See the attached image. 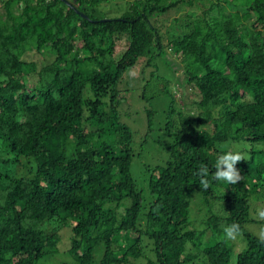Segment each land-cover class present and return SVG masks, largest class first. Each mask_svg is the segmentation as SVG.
<instances>
[{"label": "trees", "instance_id": "1", "mask_svg": "<svg viewBox=\"0 0 264 264\" xmlns=\"http://www.w3.org/2000/svg\"><path fill=\"white\" fill-rule=\"evenodd\" d=\"M66 1L88 19L60 0H0V264L65 251L76 264H264V0H128L117 17L108 0ZM163 39L197 99L175 112L173 97L163 163L141 165L137 184L119 84L153 68ZM238 143L262 147L236 185L214 180Z\"/></svg>", "mask_w": 264, "mask_h": 264}, {"label": "rangeland", "instance_id": "2", "mask_svg": "<svg viewBox=\"0 0 264 264\" xmlns=\"http://www.w3.org/2000/svg\"><path fill=\"white\" fill-rule=\"evenodd\" d=\"M128 0H108L101 4V12L108 17L119 16L126 8ZM0 13L3 10L0 8ZM181 12L172 13L164 22L165 30L173 26V18H181ZM167 18V17H166ZM162 33L165 35L164 30ZM165 51L161 58L155 60L152 64L153 68L144 69L143 76L135 74L126 78L119 84L120 105L117 109L121 124L125 125L130 132L133 133L132 149L134 151V162L132 164L131 173L137 184H141V178L144 177L141 165L155 166L162 164L164 154L159 145L167 138L165 132V124L168 120L174 121L175 117L167 118L169 106L174 96L176 104L174 110L181 105L182 98L190 110L197 95L190 85L184 83L183 68L179 58H175L171 50L167 47V42L163 39ZM52 52H43L37 54L31 52L28 57L38 63H49L53 60ZM153 73V74H151ZM138 75V76H137ZM127 77V76H126ZM124 82V83H123ZM162 86L167 89L166 93L161 91ZM187 110V109H186ZM153 112L151 124L148 125L147 112ZM233 152L241 151L244 155L249 156L253 147L260 149L262 146H250L246 143L227 144ZM25 172L20 169L19 173ZM251 231V227H248ZM59 255V253H58ZM56 255L50 262L43 261L41 264H76L70 253L66 251L58 256Z\"/></svg>", "mask_w": 264, "mask_h": 264}, {"label": "clouds", "instance_id": "3", "mask_svg": "<svg viewBox=\"0 0 264 264\" xmlns=\"http://www.w3.org/2000/svg\"><path fill=\"white\" fill-rule=\"evenodd\" d=\"M245 156L241 151H226L225 153L219 155L215 162V172L212 178L216 181L226 182L228 185H236L241 179V175L236 168V165L241 161H244ZM197 175L201 178L200 185L206 190L209 188L210 184L207 179L208 169L206 166H201ZM259 219H264V211H259ZM224 234L226 239L230 241H235L241 234V229L239 224L233 223L224 229ZM258 240L260 243L264 244V227H262L258 233Z\"/></svg>", "mask_w": 264, "mask_h": 264}, {"label": "water", "instance_id": "4", "mask_svg": "<svg viewBox=\"0 0 264 264\" xmlns=\"http://www.w3.org/2000/svg\"><path fill=\"white\" fill-rule=\"evenodd\" d=\"M62 1L67 7L71 8L78 16H80L81 18L84 19H88V17L86 15H84L82 12L76 10L69 2H67L66 0H60ZM107 21V19L101 20V22Z\"/></svg>", "mask_w": 264, "mask_h": 264}]
</instances>
